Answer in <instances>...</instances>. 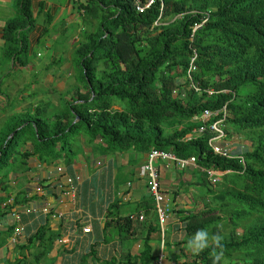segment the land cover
<instances>
[{
    "label": "trees",
    "instance_id": "1",
    "mask_svg": "<svg viewBox=\"0 0 264 264\" xmlns=\"http://www.w3.org/2000/svg\"><path fill=\"white\" fill-rule=\"evenodd\" d=\"M79 7L85 17L100 16L101 21L98 33L76 44L77 84L71 100L61 99V108L50 116L45 105H38L0 121V247L7 246L14 230L7 224L5 199L12 196L13 206L28 201L30 160H77L70 139L83 131L88 144L105 151L157 148L181 158L194 156L197 168H177L176 188L190 189L194 200L198 196L195 202L201 201L171 217L173 240L167 239L189 256L187 243L197 230L219 232L224 249L218 264H264V0H153L140 13L134 0H84ZM34 22L31 0H19L3 31L7 55L26 57ZM207 88L216 93L208 96ZM118 103L121 110L112 107ZM223 106L225 131H243L250 141L242 152L244 162L214 154L208 144L214 135L210 122L204 126L191 118ZM199 167L235 173L211 184ZM136 202L127 212H121L118 201L108 205L103 227L95 223L94 241L79 251L56 247L59 228L53 230L42 214L35 215L40 204L34 201L36 210L21 214L27 240L11 244L14 257L3 264H120L98 257L100 239L136 235L141 239L138 255L127 252L124 257L132 264H154L159 253L154 244L161 234L155 204L151 196ZM58 253L67 254L68 262ZM191 261L213 264L212 248Z\"/></svg>",
    "mask_w": 264,
    "mask_h": 264
},
{
    "label": "crops",
    "instance_id": "2",
    "mask_svg": "<svg viewBox=\"0 0 264 264\" xmlns=\"http://www.w3.org/2000/svg\"><path fill=\"white\" fill-rule=\"evenodd\" d=\"M18 1L0 0V78H8L6 84L9 85L8 89L0 90V93L2 91L5 92L3 100L0 96V121L12 114H22L38 105H49L55 109L61 108L60 100L65 97H62L60 92H63L68 83L76 81L74 69L72 70L74 67L75 43L83 40L86 36L82 26L85 18L79 9L77 1L31 0L35 22L27 33L28 47L26 57L19 60L15 55H7L3 31L6 22L15 16ZM72 25L75 26V31L69 33L68 27ZM39 44L50 51L48 59L44 62L38 59V57L43 55L42 51L37 49ZM20 61H23V64H20ZM20 65H22L21 68ZM51 65L54 68L53 71H50ZM19 69L23 71L25 76L22 87L18 84L17 79V71ZM0 85H2V79H0ZM74 88H71V90ZM71 92L68 91L66 94L71 95ZM91 152V148L87 147L83 154H91ZM145 155L143 154L139 164L145 159ZM107 162L109 165L105 166L103 173L102 169L94 167H88L87 170H84L82 184L78 192L80 205L86 211L92 212L91 214L94 216H98V214L100 216L102 205L107 197L106 188L111 187L110 180L112 178L115 179L117 175L116 169H110V160ZM112 166L115 167V164H112ZM123 169L121 172H128L127 166ZM167 171H172L173 173L168 175ZM165 181L168 182L169 186L163 185ZM133 182L134 188L131 193V200L136 202L147 194L144 183L141 180ZM178 182L176 167L174 168L170 165L166 168L161 163V184L163 189L169 188L167 191L171 192L170 189L175 187ZM174 203H177V207L180 209L192 204L190 197L185 195L176 196ZM168 222L167 227L170 230L172 226L171 220H168ZM95 223L102 227V222L95 221ZM49 225L52 228L61 226L59 222L52 221H49ZM172 232L174 233L173 229ZM169 239L172 238L169 236ZM100 240L101 242L97 246V255L102 261H110L111 258H114L117 263L124 264V261H126L127 264H132L124 257V254L129 252L133 257H136L140 251L137 246V244L141 243L139 235L131 236L125 240H117L113 237H110V239L103 237ZM83 248L84 244H82L79 251ZM186 248L190 253L189 256L181 252L180 245L173 249H168L165 253L163 264H197L191 261L194 254L188 247ZM58 255L59 253L56 256ZM61 256L63 257V254ZM66 259L68 262L69 256ZM55 264L59 263L55 261Z\"/></svg>",
    "mask_w": 264,
    "mask_h": 264
},
{
    "label": "built area",
    "instance_id": "3",
    "mask_svg": "<svg viewBox=\"0 0 264 264\" xmlns=\"http://www.w3.org/2000/svg\"><path fill=\"white\" fill-rule=\"evenodd\" d=\"M138 9L142 10L143 7L138 6ZM210 128L219 130L215 123ZM157 159L167 160L184 167L192 163L194 157L179 158L170 152L153 149L141 169L142 173L149 174L148 186L154 197L158 220L162 228L160 253L154 264H163V224L167 218V211L164 194L158 186V168L154 163ZM26 177L29 190L26 195L28 201L25 205L13 206L14 198L12 196L7 197L4 201L8 212L7 224L14 227L9 242L14 243L23 238L25 224L22 222L21 214H28L30 210L35 211V207L31 205L34 201L40 204L35 214H42L47 217L48 221L61 224L60 236L56 242L59 246L70 249L75 246L77 239L92 231V216L77 205L78 185L81 180L79 173L71 174L65 166L59 163L35 161L33 167L26 173ZM30 198L32 200H29ZM124 199H126V195ZM21 207H24L23 210ZM142 218L141 215L140 219Z\"/></svg>",
    "mask_w": 264,
    "mask_h": 264
},
{
    "label": "clouds",
    "instance_id": "4",
    "mask_svg": "<svg viewBox=\"0 0 264 264\" xmlns=\"http://www.w3.org/2000/svg\"><path fill=\"white\" fill-rule=\"evenodd\" d=\"M75 1H77L78 3L81 2L79 0H75ZM134 1H135V9L139 13L144 11V9L148 8L150 6V4L153 2V0H146L145 2H142L141 0H134ZM138 6L139 7H143V9L139 10ZM79 9H80V11L83 13V15L85 17V10L83 8H80V7H79ZM153 25L157 26L158 22L157 21L154 22ZM196 27L197 26H195V28ZM193 60H194V57H191V60H190V63H189V70L193 69L192 68ZM190 86L192 88H194L196 91H198V93H200V91H201L200 88L194 82H191ZM204 91L207 93L208 96H211L214 93H216V91L213 88H207V89H204ZM181 96L183 97V95H181ZM70 98H71V95H70ZM114 105H117L119 108H115ZM114 105L112 106L114 109L121 110V106L119 104H114ZM206 112H208V114H206ZM191 118H192V120H197V121L202 122V124H204V126H205V124L210 122L208 128H209V130L211 132L214 133V135L209 139L208 144H209V146H210V148H211V150H212V152L214 154H219V155H222V156H225V157H236V158H239L242 162H244L242 152H244L246 150H242V151L236 150L235 151V150H232V148L227 143H225V139H226V137H228L229 133L233 132L235 134V133L240 132V131H232L231 129H229L228 132L225 131L224 121L227 118L226 106H223L219 110H210V109L206 108V109L202 110L200 113L194 114ZM214 123L217 124L219 130H215L213 128H210V126L212 124H214ZM204 126L199 127L198 130L199 131L204 130ZM97 141H100V142L103 143V141L100 138H96L95 142H97ZM248 147H249V144L247 145V149H248ZM85 148H87V147H85ZM153 149H157V148H151L147 153H144V154H146L145 155V159L136 168V173L138 175L139 180H141L144 183V187L146 189V194H147L145 196H151V198L153 199V202L155 204L154 197L152 196L150 188L148 186L149 174L141 172L142 167L144 166V164L148 160V156H149L150 151L153 150ZM157 150H161V149H157ZM162 151H164V150H162ZM84 152H85V150H84ZM166 152H169V151H166ZM170 153H172V152H170ZM172 154H174V153H172ZM89 155L90 154H86V153L85 154H83V153L81 154V152H80L79 156H78V159L77 160H72L69 163L66 160H64L63 158H62L63 160L52 159V160H48L47 162L59 163V164L65 166L67 168V171L69 173H71V174H75L76 172L79 173L80 176H81V180H80L79 185H78V192H79L80 186L82 184V179H83V176H84V170H87L88 169V165L90 164L89 163V159H87L89 157ZM176 157H178V156H176ZM190 157H194V156H190ZM190 157H188V158H190ZM179 158H181V157H179ZM35 161H42V160H40L37 157H33V159L30 160L31 168L33 167V164H34ZM43 162H45V161H43ZM154 163H155L156 167L158 168V174H159L158 175L159 176L158 177V186H159V190L164 194V197H165L164 203H165L166 211H167V218H166V220H165V222L163 224L164 241H163L162 253H163V261H164V258H165V251H164V247H165V230H166V228H168L167 227V225L169 223L168 220H172L171 217L174 214H177L176 212L182 210L179 207H177V205H178L177 203H174L175 197L176 196L181 197L183 195H185L187 197H190L192 204L200 203L201 199L198 200L197 202H195V200L193 198V195L190 192V189H187L184 186L182 188H178L177 189L176 186H179V182L175 186V188L177 189L175 192H168L167 190L169 188H166V190H163L162 184H161V163H163V166L166 167V168L168 166L172 165L174 168L176 167V169L177 168H185L187 166L197 168L198 166H197L195 157H194V161L192 163H190L189 165H186L184 167H181V166H179L177 164H174L173 162H169L167 160H160V159L155 160ZM97 164H100V162L98 161ZM107 165H109L108 162H107ZM98 168L101 169L100 167H98ZM112 169L114 170L115 167L112 166ZM199 169H200L201 172H203L206 175L208 182L211 183V184L219 183L221 181L222 175H224V174L235 173L233 170H230V169H226L224 171H217V170H214V169L202 168V167H199ZM183 174H185V175H181V176L185 177V176L188 175L187 178L189 180L191 179L190 174H187V173H183ZM125 183H126V185H125V189L123 191V198L126 195V199H124V200H125L126 203L127 202L129 203L130 201H132L131 200V193H132V190L134 188V182L126 181ZM112 188H113L112 185H111L110 188H106L107 197H106V199L104 201V204L102 205V209L100 211L101 213L99 212L100 216H99V214H98V216H94L90 212L86 211L80 205L79 197H78V193H77V205L79 207H81L86 213L90 214L92 216V218H93L92 231L90 233L86 234V235H83L81 238L77 239V241L75 242V246H73L70 249L75 248L76 250H80L82 244L87 245V244L92 243L94 241V236H93L94 222L95 221L102 222V227H103L104 221H105L104 218H105V214H106V211H107L106 209H107L108 205H110L113 202L117 201L116 200V196H115V194L112 191ZM166 195H168V196H166ZM173 205H174L175 211H174V209H172ZM155 211H156V206H155ZM184 213H187V212L185 211ZM35 215H38V214H35ZM141 215L143 216L142 219H140ZM156 217L158 219L157 211H156ZM45 218L48 221L47 217H45ZM138 218H139V220H144L145 219L144 214L139 213ZM48 224H49V221H48ZM157 224H158V228L162 232V228L160 226L159 220L157 221ZM174 224L175 223H172V225H174ZM58 228H59V232H60L61 226H59ZM58 228H52V229L53 230H58ZM172 229H174V228H172ZM168 230H169V228H168ZM24 231H25V229H24ZM57 239H56V242H57ZM26 240H27V238H26V235H25V232H24L23 238L18 240V241H16V242H14V243L25 242ZM222 240H223V237H222V235H220L219 232L210 235L207 230L199 229L188 240L187 247L189 248V250L192 251V253L194 255H199L205 249L212 248L213 264H218V262L221 260V258L223 256L224 246L221 243ZM14 243L8 242L7 246L11 245V244H14ZM160 243H161V234H160ZM160 243L158 245L159 253H160ZM55 245L59 249L60 248H65L64 246H59L57 243ZM174 245L177 247L176 244H174ZM174 245H172V247H171L172 249L175 247ZM137 246L139 247V249H141V243L137 244ZM65 249L69 250L68 248H65ZM217 249H219V251H217Z\"/></svg>",
    "mask_w": 264,
    "mask_h": 264
},
{
    "label": "rangeland",
    "instance_id": "5",
    "mask_svg": "<svg viewBox=\"0 0 264 264\" xmlns=\"http://www.w3.org/2000/svg\"><path fill=\"white\" fill-rule=\"evenodd\" d=\"M101 19L100 16L96 19L91 18L90 16L85 17L82 26L84 27V34H86V36H88L90 33L92 35L98 33V31H100L99 29V23H100ZM75 31V26H69L68 27V32L71 33ZM66 35V34H64ZM84 40V39H83ZM82 41V40H81ZM78 43V42H77ZM75 43V44H77ZM38 50H41L43 55L38 57L39 60L41 61H46L48 59L49 56V52L44 46H42L41 44L38 45L37 47ZM74 65V64H73ZM22 67V65H20V68ZM53 66L51 65L50 67V71H53ZM74 69V70H73ZM11 70V69H10ZM75 76H77V70H76V66L74 65V67L72 68ZM17 79H18V84L21 85L23 84V81L25 79V76L23 74V71H21L20 69L17 71ZM216 78V76H214ZM0 79H2V85H0V90H4V89H8L9 85L6 84L8 78H3L1 77ZM6 84V85H5ZM77 84V81H75L74 83H68L65 87V89L63 90V92H60L62 97L67 98V100H71L70 95L66 94L68 91L71 92V88L75 87ZM0 96L2 97L1 99L3 100L5 97V92H1ZM119 104V103H118ZM115 108H119L117 105H114ZM58 108H52L49 105H46L45 108V115L50 116L51 114H53L54 112L57 111ZM85 145H83V144ZM102 143V142H101ZM225 143H227L232 150H238V151H242V150H246L247 149V145L250 143V141L246 138V134L243 131H240L238 133H229L228 137H226L225 139ZM70 145L73 147V149L75 151H77V156H79V153L84 150H86L85 147H90L92 152L89 155V165L88 167H94V168H98L100 167L102 169V173L104 172L105 166H107V161L110 160V169L112 168V164H115V169L117 171V175L115 176L116 179L112 178L110 180V186L112 185V191L116 196V200L120 203V210L121 212H127L130 210L129 207H134L137 205V202H133L130 201L129 203L125 202L124 198H123V191L125 189V185H126V181H136L139 180L138 175L136 173V167L138 166L143 154L139 151L133 150V149H129V150H125L123 152L117 151V152H110V151H105L103 150V148L99 145L96 144H88L87 143V136L85 135V133L83 131H78L71 139H70ZM22 143L19 142V144L17 145V148L21 147ZM69 149V145L65 146V151ZM46 158V157H45ZM63 157H59L57 158L58 160H63ZM100 162V164H97V162ZM127 166V171L128 172H121L123 168H125ZM135 169V170H134ZM125 171V169H123ZM168 175L172 174V171H167ZM181 175H185V174H181ZM163 185L169 186L168 182L165 181V183ZM162 185V188H163ZM166 190V189H163ZM196 192H198L195 189ZM192 193V192H191ZM168 196V195H166ZM170 197V196H169ZM198 198V196H195V200ZM169 233L170 230H165V247H164V251L165 253L168 251V248L172 249V245H174V241H170L169 239H167L169 237ZM159 244V243H158ZM157 243H155L154 245H157ZM175 246V245H174ZM176 247V246H175ZM12 245H8L5 247H0V264H3L4 260L8 259V258H12L14 257V252L12 250ZM190 254V253H189ZM53 256V255H52ZM68 255L64 254L63 257H58L59 259H62L63 262H67V258ZM52 264H55V262H53Z\"/></svg>",
    "mask_w": 264,
    "mask_h": 264
}]
</instances>
